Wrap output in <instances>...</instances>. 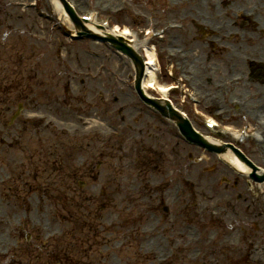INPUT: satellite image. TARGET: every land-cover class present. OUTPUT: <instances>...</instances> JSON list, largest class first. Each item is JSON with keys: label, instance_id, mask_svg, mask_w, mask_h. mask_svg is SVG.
<instances>
[{"label": "rangeland", "instance_id": "1", "mask_svg": "<svg viewBox=\"0 0 264 264\" xmlns=\"http://www.w3.org/2000/svg\"><path fill=\"white\" fill-rule=\"evenodd\" d=\"M33 1L0 0V76L4 75V81H0V90L9 86L8 94L1 96L0 93V97L1 100L8 102L9 116L14 106L16 108L19 103L17 93H24L19 119L0 121V139L13 143L10 145L13 147L10 152L9 145H0V170L16 172L18 174L15 175L24 177V184L19 188H12V194H23L22 189L26 192L25 209L20 204L10 205V211L21 217L27 214L33 221L40 218L42 230L44 228L47 230L46 220L54 209L49 201H45L46 208H36V205L41 199V193H45L51 201L58 197L60 203L61 195L57 192V196L51 191L55 189L56 183L58 189L68 188L65 193L67 196L78 197L82 203L78 209L81 210L83 217L77 212L80 216L74 219L75 225H80L84 220L85 223H94L95 229L100 231L98 226L101 224L103 214L108 218L110 209L109 206L105 207L104 195L99 187H103L104 182L109 180L113 181L109 187H126V183L122 180L123 175H126L125 180L134 179L131 188L150 187L147 186L148 179L135 176L136 173L145 172L143 176L154 181V191L148 193H152L154 197L157 195L161 197L164 200L163 206L168 207L169 210L175 209V213L180 208L179 216L174 219L166 218L161 210L154 215L148 212L145 207V195L143 197L129 195L126 201L121 202L122 223L138 221L144 213L145 221L152 222V226H156V230L149 236L153 241L161 242L163 237L167 236L162 226L167 224L174 227L168 233L170 247H162L166 245L164 242L158 247L153 246V250L155 247L157 253L152 257L150 264H156L157 258L167 255L168 249L170 250L175 243L179 247V257L183 259L179 260L181 263L178 261V264L188 262L186 258L188 251H193L195 254L206 250L207 253L200 259L209 257L213 251L208 249L209 244H203L204 241L200 240L199 237L203 234L206 237L212 234L213 238H217V245L214 244L217 249L213 250L223 254L235 251L234 248L239 250L245 247L246 251H257L259 256L256 257L263 256L264 234L260 233L261 230L264 231V190H261L263 186L231 170L216 157V154L188 144L171 122L157 112L148 110L139 100L133 85L134 68L132 69L124 60L122 62L125 63L126 68L120 73L110 68L104 52L109 49L107 55L111 53L118 55L114 48L100 42L93 49L96 41L92 38L66 36L61 30L62 26L71 29L73 23L69 19L66 21L59 17L51 0H36L35 3ZM94 1L100 3L101 9L130 3L132 11L137 13V20L133 21L135 18L129 17L130 11L129 16L113 17V23L119 25L121 29L123 27L145 29L151 23L163 25L166 20L175 18H180L188 24L187 32L169 33L170 37L167 40L170 42L169 45L164 38L157 45L159 85L171 83L163 75L161 54L159 56V51L163 54L165 48L166 51L170 48L181 50L182 53H179L186 54L182 56H186L187 61L182 65L179 63L180 59H177L178 64L174 65V69L181 74L186 66H190L195 73L197 71L198 81L193 85L200 93L211 96L217 95L214 85L235 77L238 74L236 69L244 74L243 60L239 63L235 62L229 54V48L233 49V54L248 50L251 57L247 59L255 62L264 57V41L259 34H256V30L248 28V31H243L242 37V30L237 25L231 24V22L237 24L238 20L230 13L232 11L230 8L243 7L241 2L240 4L237 2V5L227 4L225 7V0H83L81 8L96 7ZM166 1L173 2L176 6L172 14L165 6ZM31 2L37 6H30ZM261 3L263 5L264 0H261ZM249 5L253 6L254 1ZM126 6L129 10V5ZM105 16L112 17L107 14L99 15L100 18ZM263 17L262 12L260 18L262 22H264ZM205 21L223 24L240 35L231 38L222 35L198 38L200 34L197 32L196 24ZM159 28L161 26L157 29ZM183 32L185 35H182ZM248 33L254 39L248 38ZM162 36L166 37L165 34ZM188 36L193 38L190 40ZM209 40L214 41V47L208 45ZM224 48H228V52H225ZM196 58L199 61L204 60V63L195 66ZM108 71L114 77L109 75ZM22 80L26 82L27 89L22 87L19 92H15L17 89L13 91L17 82ZM243 84L242 89L240 91L238 89L233 95L221 92V101L224 102L227 110L225 112L220 110V113H223L222 122L234 129L241 128L249 120L244 114L251 115V111L247 108L246 110L249 111L227 113L229 111L226 106L227 101L232 97L241 98L245 94L250 95L259 90L257 83ZM262 89L264 92V85ZM148 92L154 99L160 96L155 87ZM172 101L176 108H181L185 103L183 98L180 103L177 102L176 97H173ZM205 105L208 103L206 102ZM253 105L261 106L263 112L260 110L258 115L264 116V100L254 101ZM195 108L201 113L205 110L203 106ZM4 110V106L0 104V114ZM8 114L5 116L7 117ZM193 126L199 129L197 125L193 124ZM115 131L123 134L121 141L115 140L116 136L113 134ZM203 133L207 135L206 131ZM239 147L259 169H264V154L260 153L264 147L247 144ZM147 148L155 151L150 162L146 158ZM203 152L211 160L201 162L200 157ZM2 156L7 158L2 159ZM88 159L86 167L90 169L91 176H85L81 168ZM38 160L40 163L37 162ZM221 167H226L227 171L221 174L219 172ZM200 168L204 171L198 172ZM200 175L210 177L214 181L216 193L206 197V192L204 193L198 186L200 182L202 185ZM119 181L122 185L117 184ZM74 188L78 190L74 191ZM199 190L203 194L198 193ZM219 191L228 196L227 200H216ZM185 220H189L191 224L182 226ZM52 227L57 231L62 228L57 219ZM5 230L6 227L0 230V236L3 238H5ZM244 232H247V237ZM182 234L185 236L184 239L181 238ZM197 236L199 242L194 244ZM141 238L145 240L146 236L141 234ZM188 241L185 251L182 246ZM225 242H230L234 247L224 244ZM123 244L121 259L122 264H125L128 262L125 258L129 257L126 253L132 248H139V245ZM143 258L137 261L147 263V259Z\"/></svg>", "mask_w": 264, "mask_h": 264}, {"label": "flooded vegetation", "instance_id": "2", "mask_svg": "<svg viewBox=\"0 0 264 264\" xmlns=\"http://www.w3.org/2000/svg\"><path fill=\"white\" fill-rule=\"evenodd\" d=\"M224 6L236 4L239 0H225ZM233 9V8H230ZM241 66V65H240ZM249 64L247 65V70L249 69ZM246 68V65H245ZM241 71V70H240ZM242 72V71H241ZM244 74H248V71H243ZM259 73H254L253 79H259ZM249 76V74L247 75ZM4 81V80H3ZM264 83V79L258 82ZM4 93V92H3ZM6 100L2 99V105ZM13 147L9 145V152ZM149 148V147H148ZM147 150V160L150 162L152 157L155 155V151L152 149ZM5 152H7L5 150ZM34 153V151H33ZM28 154V151H27ZM32 155V153L30 154ZM7 156H2V159H6ZM40 163V161H37ZM89 159L84 161L81 166L83 169V174L85 176H90L92 173L87 166ZM146 164V163H145ZM145 172L136 173V177L140 176L142 179H148L146 188H131V184L134 179L129 178L124 180L126 187H109L112 180L104 182L105 186L99 190L104 195L105 207L109 206L110 212L108 213V218H105L103 214L101 224L98 226L99 230L95 229V224L92 222L82 223L75 225V218L80 216L77 212L81 213L80 207L81 201L78 197L67 196L65 193L68 188L58 189L55 183V189L51 191L57 192L65 197H61L60 203H58V197L53 198L52 201L45 196V193H41V199L38 200L36 208H46L47 204L45 201L51 203V207L54 209L50 214L48 220H46L47 230L45 233L42 231L41 219L33 221L31 216L24 214L22 217L14 211H10V205L16 206L21 205L25 209V190L22 189L23 194H12V188H19L24 184V177L16 172H4L0 170V230H5V238L0 236V264H121L120 255L121 251L117 250L116 245L122 242H128L135 245H139V248L135 247V251L131 253L133 259L136 261L137 255H143L147 259V263L150 261L155 254L153 250H150L154 245H160L161 242L166 243L167 248L170 246V239L168 238L169 230H173L174 227L165 224L162 228L166 231L167 236L163 237V241H153L152 237H149L156 230V226H152V222L141 221H128L122 223L121 221V207L122 196L128 195H145V205L152 212L157 211L164 204V200L161 199L157 194V197L152 195L154 191V181L149 179L145 175ZM147 173V171H146ZM123 175V173H121ZM124 176V175H123ZM122 176V180H123ZM137 183V180L135 178ZM120 184V181L117 183ZM138 184V183H137ZM141 185V184H140ZM146 186V185H145ZM32 190V189H31ZM30 190V191H31ZM74 188V191H77ZM29 191V193H30ZM50 191V189L48 190ZM148 192H152L149 194ZM148 195V196H146ZM58 196V195H57ZM82 200V199H81ZM86 201V200H82ZM166 218H176L180 214V208L178 212H174L175 209L169 210L164 209ZM59 211L64 214L65 227L62 229V235L56 238L54 231L52 230V225L56 223V218L58 221ZM105 212V210H104ZM103 212V213H104ZM82 217L83 214L81 213ZM107 220V222L105 220ZM91 232V234H90ZM151 232L150 235L146 236L145 240L139 238L141 233L147 234ZM165 239H168L165 240ZM146 245L148 250H144L143 247ZM137 249H140L138 253ZM150 250V251H149ZM168 254L171 255V259L167 264H178L180 259L178 247H172L168 250ZM253 253L236 252L233 253L225 264H256L261 263V259L258 258L257 262L253 259ZM264 262V257L262 259ZM180 262V261H179ZM181 263V262H180ZM220 261L215 255H210L204 259H200L197 264H219ZM223 264V263H221Z\"/></svg>", "mask_w": 264, "mask_h": 264}, {"label": "bare ground", "instance_id": "3", "mask_svg": "<svg viewBox=\"0 0 264 264\" xmlns=\"http://www.w3.org/2000/svg\"><path fill=\"white\" fill-rule=\"evenodd\" d=\"M51 2L53 4L55 10L58 11L59 17H62L64 20L69 21L68 20V14L66 13L65 7L62 5V3L58 0H51ZM258 18H259V16H258ZM85 25H86V28H88L89 30L97 32V31H95L96 29L92 25H90V24H85ZM124 29H127V28L125 27ZM99 43L100 42H97V41L94 42V44H96V45L93 44L94 45L93 49L95 48V46H98ZM133 49H134V51L138 50V48L135 46H133ZM96 50L98 51L97 48H96ZM108 52H109V49L107 51L105 50L104 57H105L106 61L110 63L111 69H115L120 73V71L122 69L126 68L125 63H123L122 60L126 61V63L132 67L130 60L125 55H123L122 53L115 55L114 53L112 54L110 52L111 54L107 55ZM146 57H147L148 62L145 63V75H144L143 81H144V84H146L147 86L154 87V85H159L156 82L157 73L152 68V64H153V61L155 59V53L151 52V51H146ZM196 63H197V65H196ZM196 63H194L195 66H199L200 63H204V60L202 61V59H200V61H199V59L196 58ZM215 70H216V68H215ZM108 74L113 76L109 71H108ZM113 79H115V78H113ZM193 81H198V79H193ZM146 85H144V87H147ZM262 118H264V117H262ZM202 154L203 155L200 157L201 162L202 161L207 162V161L211 160V158L209 159L206 156L205 152H203ZM216 157L218 159L222 160L234 172L241 173V174L246 175V176L251 172V169H246L247 166L244 163H242L230 149L225 150L223 153L217 154ZM201 169L202 168H200L198 172L204 171ZM245 170H246V174H245ZM226 171H227L226 167H221L219 169V172L221 174L225 173ZM259 172L264 173V170H259ZM199 178L202 181V185H201V182H200V185H198V184H196V185L200 186L204 193L206 192V197H207V195L211 196L213 193H216L217 190L214 189V186H213L215 183H214V181H212L210 179V177L208 178V177H205L204 175H200ZM248 184L251 185L250 181L248 182ZM259 185H262L263 187H261V190H264V183H260ZM203 192H201V190H199L198 193L203 194ZM216 196H217L216 200H221V199L227 200V198H228V196H225L224 193L220 192V191L217 193ZM184 233L187 236L186 230ZM181 238L182 239L185 238L184 234L181 235ZM196 242L197 241H194L193 243L195 244ZM188 243H189V241L184 244V247H183L184 249L187 247Z\"/></svg>", "mask_w": 264, "mask_h": 264}, {"label": "water", "instance_id": "4", "mask_svg": "<svg viewBox=\"0 0 264 264\" xmlns=\"http://www.w3.org/2000/svg\"><path fill=\"white\" fill-rule=\"evenodd\" d=\"M103 39L108 40V41H109L110 43H112L113 45L115 44V42H113V40L110 39V38H105V37H103ZM116 47L122 49L124 52H128V51H129L128 47L125 46V45H121V47H120V46L117 44ZM135 63H136V65H137L138 61L136 60ZM139 74H140V70H139ZM181 123H182V124H180V126L182 127V128H181V129H182V133L185 134V136H186V138H187L188 140L193 141V142H197L198 144L202 145L203 147H205V148H207V149H209V150H211V151H215V152H221V151H222V148H220V147H216V146L210 144L209 142H207L206 140H204L203 138L195 136V135L191 132V130L188 128V126H187L186 123H183L182 121H181ZM246 169H251V168L247 166ZM245 174H246V170H245ZM256 174H261V172L258 171ZM255 179H256V180H259V178H257V177H255Z\"/></svg>", "mask_w": 264, "mask_h": 264}]
</instances>
